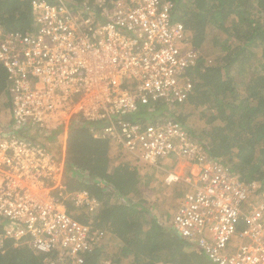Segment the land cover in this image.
<instances>
[{
    "label": "built area",
    "instance_id": "obj_1",
    "mask_svg": "<svg viewBox=\"0 0 264 264\" xmlns=\"http://www.w3.org/2000/svg\"><path fill=\"white\" fill-rule=\"evenodd\" d=\"M31 7V30L0 25L13 107L11 125L0 130V252L10 240L12 247L26 240L48 264H83L101 241L102 230L67 209L70 202L93 212L97 200L87 190L67 191L63 150L49 144L55 123L68 127L80 115L105 121L94 136L164 170L165 184L187 183L166 224L211 264H264L259 183L209 156L183 124L123 119L158 100L180 104L192 89L187 70L198 53L184 24L171 19V1L31 0ZM175 159L192 169L165 168Z\"/></svg>",
    "mask_w": 264,
    "mask_h": 264
},
{
    "label": "trees",
    "instance_id": "obj_2",
    "mask_svg": "<svg viewBox=\"0 0 264 264\" xmlns=\"http://www.w3.org/2000/svg\"><path fill=\"white\" fill-rule=\"evenodd\" d=\"M168 1L172 3L171 19L184 24L198 53L187 70L192 89L178 111L158 100L123 119L141 125L171 119L188 125L203 140L209 156L244 182L257 181L264 198V0ZM33 21L31 0H0V25L5 31L31 30ZM3 99L12 117L9 82L0 62V103ZM195 110L205 124L202 134L189 123ZM3 114L0 110V120ZM104 125L105 121H86L76 115L65 144L67 191L87 190L99 204L87 212L69 202L68 212L81 223L102 230L106 242L94 244L84 254L83 264H211L166 224L165 217L154 216L149 202L137 199L142 178L139 167L132 161L113 163L111 152L117 143L94 136ZM61 130L56 128L51 137ZM173 185L179 200L187 183ZM108 243L116 244L113 252L107 251ZM12 249L7 254L0 252V264H48L46 255L28 248Z\"/></svg>",
    "mask_w": 264,
    "mask_h": 264
},
{
    "label": "rangeland",
    "instance_id": "obj_3",
    "mask_svg": "<svg viewBox=\"0 0 264 264\" xmlns=\"http://www.w3.org/2000/svg\"><path fill=\"white\" fill-rule=\"evenodd\" d=\"M5 100H1L0 103V110H2L4 112V115L2 118H8L10 116L9 113V109H7L6 107H4ZM169 107L170 110H174V112L181 108L182 105L179 104H172L169 103ZM194 115L191 116V122H189L190 124H192L193 130L195 132H197L198 134H202L201 130L203 129V127L205 126L203 119L200 116L199 111H194L193 112ZM160 116H158L159 118ZM188 126V125H186ZM56 128H61L62 131L58 132L56 135L52 136L49 142L51 148L56 151V153L61 154L62 150H63V154L65 157V144L64 141H67V137H68V127L67 125H65V123L63 121L59 123H55L52 127V133L54 132V130ZM188 128V127H187ZM64 129L67 130L66 133V137L64 138L65 134ZM189 129V128H188ZM61 143V144H60ZM119 152V151H118ZM117 152V153H118ZM114 157V156H113ZM250 157H252V153H249L247 155V158L250 159ZM119 158H121L123 161H132L135 165H138L139 167V175L142 177L141 178V183H140V189L141 191L139 192V196L137 197V199L139 198H144L146 200V202H149L151 205L150 211L154 216L160 217L163 216L165 217V219L167 221L170 220L174 210L177 208L178 204L177 202L178 200V194H175V185L171 184V185H167L163 182V176H164V170L158 169V168H154V167H150L144 165L143 163H141L138 159L135 158V156L127 153L126 151H122V153L119 154ZM246 158V159H247ZM113 160V163L115 164V161L117 159L115 158H111ZM65 160V158H64ZM121 162V161H120ZM164 161H161V164H163ZM150 170V171H149ZM151 173V174H150ZM147 174V175H146ZM146 175V176H145ZM144 176L147 177L150 182L146 181V183H144V180H146L147 178L144 179ZM147 182L149 184H147ZM164 187H162V185ZM102 242V240H101ZM103 243L105 244L106 242L103 240ZM113 243V242H112ZM112 243H108L106 245V249L108 252H113L114 249L116 248V244H112ZM105 264H108L107 262ZM124 264H128L127 262Z\"/></svg>",
    "mask_w": 264,
    "mask_h": 264
},
{
    "label": "crops",
    "instance_id": "obj_4",
    "mask_svg": "<svg viewBox=\"0 0 264 264\" xmlns=\"http://www.w3.org/2000/svg\"><path fill=\"white\" fill-rule=\"evenodd\" d=\"M4 115V114H3ZM3 115H1V120H0V130H7V128H9V126L11 125V122H12V117H8L7 119L5 118H2ZM69 126V125H68ZM68 130V129H67ZM67 130L64 129V138L66 137V133H67ZM62 131V130H61ZM40 138H44V137H40ZM64 143H66V140L64 141ZM117 143V142H115ZM61 144V143H60ZM119 151V152H118ZM122 151H124L122 149V147L120 146L119 143H117V146L113 149V151L111 152V155H112V158H115L117 159L115 161V164H117L119 161H123L121 158H119V154L122 153ZM118 152V153H117ZM114 156V157H113ZM171 164H172V167L171 165H165V168H169V169H173L174 171L178 172V173H181V174H186L187 172H189L190 169H192V166L191 164L185 160V159H178V160H173L171 161ZM151 169V167H150ZM150 171V170H149ZM164 177V176H163ZM150 182V180L148 181ZM149 184V183H148ZM162 187L163 184H161ZM177 194L176 192L174 193V195ZM136 197H140L138 194L136 195ZM102 240V239H101ZM101 242V241H100ZM103 243V240L102 242ZM11 245V240L9 242H7L4 247H3V252L4 254H7L9 253L11 250H13L12 246ZM10 247V248H9ZM14 248H21V249H24V248H28V249H31L30 248V244L28 241L24 240V241H19L18 242V245L14 246ZM20 249V250H21ZM32 250V249H31Z\"/></svg>",
    "mask_w": 264,
    "mask_h": 264
}]
</instances>
